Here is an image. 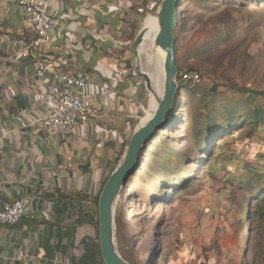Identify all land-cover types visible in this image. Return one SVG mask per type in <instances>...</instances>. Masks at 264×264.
<instances>
[{"label":"crops","instance_id":"1","mask_svg":"<svg viewBox=\"0 0 264 264\" xmlns=\"http://www.w3.org/2000/svg\"><path fill=\"white\" fill-rule=\"evenodd\" d=\"M143 1L53 0L60 27L40 49L49 70L38 79L33 58L13 59L15 40L35 38L19 0H0V212L13 200L30 201L18 225H0V264H100L96 174L109 169L112 148L120 149L138 118L142 88L124 61ZM61 73L84 78L93 104L90 120L65 136L37 123L53 106V77ZM186 239L184 260L227 261L216 235L198 228Z\"/></svg>","mask_w":264,"mask_h":264},{"label":"rangeland","instance_id":"2","mask_svg":"<svg viewBox=\"0 0 264 264\" xmlns=\"http://www.w3.org/2000/svg\"><path fill=\"white\" fill-rule=\"evenodd\" d=\"M209 1L210 4L202 8L192 0H183L182 11L187 12L182 17L185 29L179 33L178 68L184 74L200 76V82L192 81V84L204 94L210 93L214 85L264 92V4L256 3L257 0H237V3L234 0L229 3L225 0ZM157 11L143 18L135 31V39L127 46L129 56L124 61L127 63L125 67L131 78L140 81L143 93L137 104L138 118H135L131 126L133 130L125 139L129 141L141 120L151 115L150 102L159 94V87H155L152 79L150 90L142 77V74L150 77L151 57L134 53V44L144 22L149 16H156ZM160 70L161 83L162 67ZM217 103L219 116L238 107L232 93L228 97H220ZM262 104L264 98L257 103ZM174 107H177L176 102ZM180 109L185 113L180 126L172 132L162 131L161 127L157 132L159 140L143 155L138 175L131 179L132 184L127 185V195L120 197L119 211L117 207L116 212V239L120 254L134 251L142 259H147L150 254L147 250L153 248L152 256L158 261L165 260L166 264H197L200 256L190 261L184 260L183 255L188 246L186 237L192 230L200 228L207 235L213 234L221 239L227 259L223 264H264V225L256 228L258 223L251 224L247 219L248 202L241 188V183L250 176L249 172L236 170L229 179H225L224 173L213 178L207 169L186 191L174 194L166 204L152 200L155 190L150 186L153 182H165L164 171L186 169L187 166L182 164V154L192 149L191 139L197 120H200L197 117L204 113L197 96L183 98ZM261 131L264 133V125ZM122 152V145L120 149L119 146L112 148L109 159L112 166L118 162ZM249 164L253 163L250 161ZM109 175L110 169L105 172L98 170L97 195ZM192 244L199 245L197 242ZM160 252L165 256L158 257ZM208 257L204 254V258Z\"/></svg>","mask_w":264,"mask_h":264},{"label":"trees","instance_id":"3","mask_svg":"<svg viewBox=\"0 0 264 264\" xmlns=\"http://www.w3.org/2000/svg\"><path fill=\"white\" fill-rule=\"evenodd\" d=\"M198 6L204 8L210 4L209 0H192ZM229 3L233 0H225ZM162 0H155V2L144 0L143 5V18L149 14L158 10ZM237 3V0H234ZM264 4V0H257L256 3ZM179 9L177 14L178 27L176 29V61L177 51L179 47V33L185 29L183 26V16L186 11H182L183 0H179ZM252 5V4H251ZM148 6V7H146ZM138 27V23L132 24V32L128 42L131 44L135 39V31ZM179 69V68H178ZM183 72L179 69L178 84L179 89L176 95L177 107L167 117L166 122L163 125L162 131H170L180 126L181 118L185 117L184 110L180 109L182 105V99L187 96H197L199 98V107L201 116L197 119V128L191 141L193 142L192 149L186 150L182 154L183 166H187L185 170L180 171H164L166 173L165 182H153L150 188L155 190L154 198L155 202L166 204L170 198L176 194L186 191L190 184L200 178V176L208 169L211 176L216 178L220 173L225 174V179H229L236 170L242 172H249L250 176L241 183L242 191L246 193L248 202V208L246 211L247 219L251 224L258 223L261 228L264 225V133L261 128L264 125V105H257L258 101L264 98V92L253 91L244 87H228L223 86L226 90H223L220 85H214L211 92L208 94L202 93L199 89L193 86L192 82L184 83L181 81L180 75ZM234 94L237 100V108L229 110L225 115L219 116L217 114V100L220 97H228L229 94ZM178 109V110H177ZM179 109L181 110L179 112ZM181 128V127H179ZM160 134L156 133L154 140L148 145L144 154L149 150L152 144L159 140ZM223 145L220 146V144ZM129 144V139L123 141L122 154L118 159V162L122 158L125 148ZM143 157V156H142ZM225 159V161H222ZM253 164H249V162ZM118 162L112 166H109L110 175L116 169ZM142 159L140 160V164ZM241 166V167H240ZM140 168L134 173V176L138 175ZM244 169V170H243ZM109 175V177H110ZM108 177V179H109ZM173 179H170V178ZM131 178V179H133ZM107 179V180H108ZM131 179L129 183L131 182ZM107 182V181H106ZM100 193L95 198V220L92 222L93 226L97 230L99 236V221H98V202ZM128 183V184H129ZM132 184V183H130ZM127 186L122 191V197L127 195ZM57 194L63 196L64 194L57 191ZM119 211V207H118ZM251 226V225H250ZM149 257L142 259L140 254L134 251L130 253H122V257L130 264H166L165 260H157V257H153L154 249L147 250ZM165 256L164 253H159L158 257ZM243 262V261H242ZM100 264H104L102 256L100 254Z\"/></svg>","mask_w":264,"mask_h":264},{"label":"water","instance_id":"4","mask_svg":"<svg viewBox=\"0 0 264 264\" xmlns=\"http://www.w3.org/2000/svg\"><path fill=\"white\" fill-rule=\"evenodd\" d=\"M179 0H162L158 11V32L154 41V50L160 52L163 59V79L160 95L156 96V108L151 116L134 130L126 151L116 169L107 180L98 202L99 243L104 264H130L119 252L116 239V212L123 189L128 185L137 168L141 167L140 160L148 145L163 127L169 114L175 106L179 89V69L176 61V29ZM142 31L134 44V53L143 38ZM164 57V58H163ZM142 77L151 90L150 78Z\"/></svg>","mask_w":264,"mask_h":264},{"label":"built area","instance_id":"5","mask_svg":"<svg viewBox=\"0 0 264 264\" xmlns=\"http://www.w3.org/2000/svg\"><path fill=\"white\" fill-rule=\"evenodd\" d=\"M52 2L53 0H19L18 2L35 38L31 41L15 40L12 44L13 59L21 62L25 58H33L38 79H43L49 70V62L40 56V49L60 27L59 20L51 14ZM180 77L184 83L200 82L198 75L182 73ZM53 81L57 88L53 106L46 115L38 119L37 123L43 129L65 136L71 129L90 120L93 104L92 100L83 93L86 86L84 78L72 73H61L55 75ZM29 212L30 201L26 198L8 202L0 212V225L16 226L28 216Z\"/></svg>","mask_w":264,"mask_h":264},{"label":"bare ground","instance_id":"6","mask_svg":"<svg viewBox=\"0 0 264 264\" xmlns=\"http://www.w3.org/2000/svg\"><path fill=\"white\" fill-rule=\"evenodd\" d=\"M142 31L144 32V35H143V38L141 39V42L137 48V52H139V54H146L149 57H151L152 63H150L149 65L152 64V66H151V71L149 72L150 73L149 78L152 79V81H153L155 87H157V89L159 87V89L157 91H159L158 93L160 94L162 82L160 83L159 74L161 71L160 68L163 65V59L160 56V52H157L154 50V41H155V37H156L157 32H158L157 16H149L146 19V21L144 22ZM160 85H161V87H160ZM156 100L157 99L155 98V99H152L150 102V106H149L150 113L151 112L153 113L154 109L156 108V104H157ZM144 121H145V118L142 119L140 123L142 124Z\"/></svg>","mask_w":264,"mask_h":264}]
</instances>
